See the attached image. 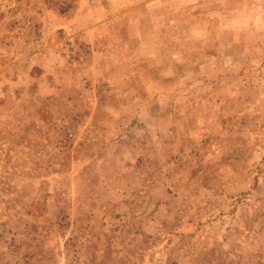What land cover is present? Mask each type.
Here are the masks:
<instances>
[{
    "label": "rangeland",
    "instance_id": "obj_1",
    "mask_svg": "<svg viewBox=\"0 0 264 264\" xmlns=\"http://www.w3.org/2000/svg\"><path fill=\"white\" fill-rule=\"evenodd\" d=\"M0 264H264V0H0Z\"/></svg>",
    "mask_w": 264,
    "mask_h": 264
}]
</instances>
